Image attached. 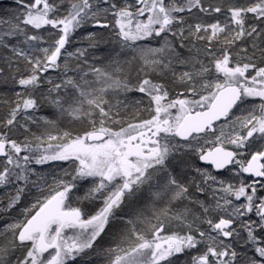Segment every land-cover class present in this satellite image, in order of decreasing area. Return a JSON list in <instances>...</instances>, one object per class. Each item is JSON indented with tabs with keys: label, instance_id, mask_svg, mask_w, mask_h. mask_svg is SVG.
I'll return each instance as SVG.
<instances>
[{
	"label": "snow or ice",
	"instance_id": "6c2138e0",
	"mask_svg": "<svg viewBox=\"0 0 264 264\" xmlns=\"http://www.w3.org/2000/svg\"><path fill=\"white\" fill-rule=\"evenodd\" d=\"M4 11L0 264H264V0Z\"/></svg>",
	"mask_w": 264,
	"mask_h": 264
},
{
	"label": "rangeland",
	"instance_id": "374dc122",
	"mask_svg": "<svg viewBox=\"0 0 264 264\" xmlns=\"http://www.w3.org/2000/svg\"><path fill=\"white\" fill-rule=\"evenodd\" d=\"M11 0H8L7 2L10 3ZM2 13V14H1ZM6 12L3 11V12H0V16H5L6 17ZM79 34H82V36L84 35L83 31H78ZM82 36L81 37H73V40H72V43L68 46L69 48V51H74L76 48H87V42L86 41H82ZM153 45H155V42H153ZM102 47L104 48V51L101 52L97 49H92V48H88V55L86 58L87 62L89 64H95L96 66H101L102 63H103V57L106 55V53L108 51H110L114 45L112 43H108V44H104L102 45ZM1 50V53H0V57H4V56H7L9 55V53L6 51V50H3V49H0ZM4 63L2 59H0V64ZM0 67H5V69H7V65L6 64H3L2 66ZM86 67V66H85ZM49 75H52L55 77L56 73L54 72H49ZM6 87H9V89H13V86L12 85H8ZM14 98H15V94H14V90L11 91ZM132 95V94H130ZM134 95L136 96H139L140 94L139 93H135ZM133 113V110L132 109H129V113L126 114L127 116H131V114ZM239 114V113H237ZM142 115H146V113H142ZM228 176V173L226 174ZM225 175V176H226ZM7 193H12V194H15V190L14 188H12L11 186L7 187V188H0V201L2 202V200H7ZM39 195V193L37 191H28L27 193V197H30L31 199H29L26 203V205H30L31 203L34 202L35 198ZM5 202V201H4ZM24 207V203L23 201H21V203L17 206L16 209L12 210L9 215L5 218L9 221H11V219L15 218L19 212V209Z\"/></svg>",
	"mask_w": 264,
	"mask_h": 264
},
{
	"label": "trees",
	"instance_id": "16d2710c",
	"mask_svg": "<svg viewBox=\"0 0 264 264\" xmlns=\"http://www.w3.org/2000/svg\"><path fill=\"white\" fill-rule=\"evenodd\" d=\"M8 0H4V8L0 9V12H3L4 9H7L9 7V5L12 4V0L10 1V3L7 2ZM2 14V13H1ZM81 37L82 34H79V32H77L74 37ZM88 47V45H87ZM1 53V50H0ZM4 63L0 64V66H2ZM13 89H9V87L6 86H0V117H3L6 112H7V105L3 103V101L5 100H12L14 99V96L12 94Z\"/></svg>",
	"mask_w": 264,
	"mask_h": 264
},
{
	"label": "flooded vegetation",
	"instance_id": "af4514ba",
	"mask_svg": "<svg viewBox=\"0 0 264 264\" xmlns=\"http://www.w3.org/2000/svg\"><path fill=\"white\" fill-rule=\"evenodd\" d=\"M41 172H46V173H50V175L48 176V181L49 183H51V173H53L54 171H58V166L56 164L52 165V166H46L44 168L38 169ZM227 173H224V175H226ZM227 177V175L225 176ZM37 191L34 188H31V186H29V190L28 191ZM28 191L24 194L22 201L24 203V207L27 206L26 203L29 199H31L30 197H27V193ZM39 195H43V193H39ZM5 201V202H4ZM7 204V200H2V202L0 201V209H3ZM91 207V206H89ZM96 207H99V203H97ZM95 209L93 208L92 211H94ZM9 215V213H3L2 211H0V216H3V218L5 219L7 216ZM69 235H71V232L68 233ZM100 264H102V261L100 262Z\"/></svg>",
	"mask_w": 264,
	"mask_h": 264
}]
</instances>
